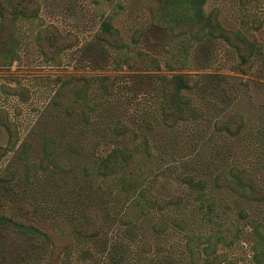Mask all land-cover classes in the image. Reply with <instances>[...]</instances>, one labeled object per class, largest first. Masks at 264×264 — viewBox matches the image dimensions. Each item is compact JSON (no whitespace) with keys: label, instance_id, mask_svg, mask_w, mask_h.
<instances>
[{"label":"rangeland","instance_id":"rangeland-1","mask_svg":"<svg viewBox=\"0 0 264 264\" xmlns=\"http://www.w3.org/2000/svg\"><path fill=\"white\" fill-rule=\"evenodd\" d=\"M37 1L39 17L18 22L16 60L0 66V111L16 128L11 137L0 117V171L17 168L10 183L0 182V201L30 203L40 219L63 220L72 229L87 211H97L102 234L75 235L59 264H207L206 239L217 241V253L232 264H264V202L214 187L219 174L239 167L256 173L264 188V0L204 5L225 29L256 40L261 55L248 75L224 41L198 44L201 35L180 33L174 22L188 18L185 2ZM109 17L124 49L96 40ZM51 25L78 38L57 63L44 60L36 41L40 29ZM176 74L201 77V86L185 94L206 116L170 130L161 122L158 82ZM105 77L116 79L110 96L101 85ZM4 86L25 97L4 92ZM236 114L245 123L240 135L215 129L217 121ZM126 149L131 153L125 155ZM113 153L116 173L104 176L97 168ZM186 178L205 185L192 187ZM125 179L138 185L129 190ZM142 188L160 199L182 200L144 215ZM160 223L166 231L156 230ZM50 251L40 237L0 227V264H48Z\"/></svg>","mask_w":264,"mask_h":264},{"label":"trees","instance_id":"trees-1","mask_svg":"<svg viewBox=\"0 0 264 264\" xmlns=\"http://www.w3.org/2000/svg\"><path fill=\"white\" fill-rule=\"evenodd\" d=\"M178 1L179 4L185 2L183 13H189L187 19L176 20L181 34H192L193 37L201 35L198 38V44L211 38L214 41H224L230 47L238 52L239 61L237 68L245 73L252 74L255 66V57L261 55L254 37H245L241 33L225 29L218 21V13L213 11L206 13L204 5L206 0H166ZM188 2V3H187ZM172 3V2H171ZM170 3V4H171ZM41 6L37 0H0V66L7 65L8 61H14L17 58V48L19 46L18 38V22L21 19H37L40 15ZM189 24V25H188ZM157 27L159 25L157 24ZM158 30H168L166 27ZM138 32L137 39L139 40ZM96 40L99 43H105L119 50L125 48V42L119 31L113 25L111 17L105 19L102 27L96 34ZM37 44L46 62L57 63L62 53L72 48L78 43L75 35H64L57 27H42L36 37ZM89 81V79H87ZM115 78L105 77L102 81L104 92L110 96L114 92ZM202 83V79L196 74H176L171 76H162L158 82L160 96V118L162 124L168 129H175L182 122L198 121L206 116L204 108L195 105L192 98L185 92L197 90ZM4 92L10 95H19L25 97L22 90H15L10 87H2ZM0 117L4 118L1 124L10 132L11 137L15 136L16 128L6 118V114L0 111ZM245 126L244 118L240 114L233 115L227 120L217 121L215 129L221 133H227L230 136H238L241 134ZM121 130V128H120ZM121 130L119 133H125ZM26 152V148L24 149ZM5 152V151H3ZM123 153L128 155L131 153L128 149ZM115 153L109 155L98 166L100 174L109 175L116 173V164L113 163ZM128 158V156H127ZM66 160L62 158L63 166ZM32 167L28 165L27 170ZM17 173V168L10 165L0 171V182L10 183ZM192 187L203 188V181L195 183L192 178H186ZM138 185L135 179H125L124 187L127 189L134 188ZM215 189H228L231 193L237 195L241 199L251 202H264V188L261 186L256 173L239 167H231L229 171L219 174L214 181ZM180 197L171 199H160L149 188H142L139 192V204L144 215L150 214L152 211H164L172 205L181 202ZM95 209L87 211L82 220L77 222L75 228L67 227L62 222L45 221L38 217L35 208L30 203H20L18 205L8 204L0 201V227L10 225L17 231L35 237H40L51 246L50 258L48 264H59L61 255L70 249L74 243V236L81 238H97L103 232V222L101 217L96 213ZM100 219H99V218ZM62 224V226H61ZM168 225L160 223L156 225V230L164 232ZM62 230V231H61ZM209 244L205 248L207 255V264H232L228 262L227 255L217 253V241L206 239ZM62 243V244H61ZM148 246V245H146ZM149 247V246H148ZM192 255L198 257L194 249H191Z\"/></svg>","mask_w":264,"mask_h":264}]
</instances>
